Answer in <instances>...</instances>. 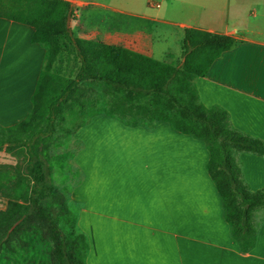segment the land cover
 Instances as JSON below:
<instances>
[{
  "label": "crops",
  "instance_id": "obj_1",
  "mask_svg": "<svg viewBox=\"0 0 264 264\" xmlns=\"http://www.w3.org/2000/svg\"><path fill=\"white\" fill-rule=\"evenodd\" d=\"M68 1L74 8L68 23L77 36L72 26L79 19L77 7L104 3ZM196 22L173 23L180 34L177 49L167 47L164 55L171 60L162 61L182 62L187 27L236 36L240 41L195 82L206 106H222L236 128L264 140V20L242 34L222 21ZM107 31L78 35L156 58L150 34ZM34 32L29 24L0 16L1 126L17 124L32 110L45 60ZM74 138L81 146L72 161L81 177L70 199L80 205L77 226L89 241L86 264H264V216L255 247L241 252L207 169L204 140L168 122L131 126L107 114L78 126ZM240 159L251 190L264 189V155L243 152Z\"/></svg>",
  "mask_w": 264,
  "mask_h": 264
},
{
  "label": "trees",
  "instance_id": "obj_2",
  "mask_svg": "<svg viewBox=\"0 0 264 264\" xmlns=\"http://www.w3.org/2000/svg\"><path fill=\"white\" fill-rule=\"evenodd\" d=\"M73 11L68 0H0V16L33 26V41L45 47L32 110L15 125H0V149L11 143L25 146L28 155L23 171H0V195L8 200L0 210V264H7V251H15L13 241L32 245L41 225L50 227L54 264H86L89 241L79 230L77 217L68 219L69 228L58 224L55 208L59 214L69 209L65 194L54 183L53 165L63 168L68 155H51L49 144L64 108L87 80L103 83L119 95L104 108L95 106L98 100L78 102V110L88 113L89 119L107 114L127 125L146 127L168 122L172 129L205 141L210 152L207 169L221 195L231 234L241 252L251 251L264 216V189L251 190L240 155H264V140L236 128L222 106H206L195 82L240 40L187 27L183 60L176 64L76 37L68 23Z\"/></svg>",
  "mask_w": 264,
  "mask_h": 264
},
{
  "label": "rangeland",
  "instance_id": "obj_3",
  "mask_svg": "<svg viewBox=\"0 0 264 264\" xmlns=\"http://www.w3.org/2000/svg\"><path fill=\"white\" fill-rule=\"evenodd\" d=\"M104 4H94L77 7L79 19H72V26L79 37L85 30L123 31L124 34L145 32L154 40L160 60H171L165 57V49L175 52L178 36L173 25L175 22L188 21L203 24L205 21H222L229 28H237L238 34L248 30L250 26L261 24L264 20V0H99ZM154 19V20H153ZM192 19V20H191ZM114 33V32H113ZM179 33V32H178ZM76 36V37H77ZM181 61L176 64H180ZM75 72V70H74ZM74 72L72 74H74ZM119 97L117 92L100 82L87 80L80 84L70 103L64 108L61 118L57 121L52 134L49 151L51 155L67 154L64 167L53 165L54 183L65 194L69 213L59 214L58 224L69 228L70 217H78L80 205L70 199V192L81 174L73 165V155L81 143L74 138L76 128L87 119L88 113H80L78 102L98 100L100 105L109 106L112 99ZM151 123L149 126H154ZM3 139L0 135V140ZM4 144L0 149V171L12 173L23 171L28 155L25 146L12 147ZM8 203L6 197L0 195V210ZM260 215H257L259 219ZM50 228V227H49ZM48 226L41 225L34 234V243L28 245L19 240L13 241L15 251H7V264H54L52 259L53 241L49 236ZM33 247V248H32ZM6 264V263H4Z\"/></svg>",
  "mask_w": 264,
  "mask_h": 264
}]
</instances>
